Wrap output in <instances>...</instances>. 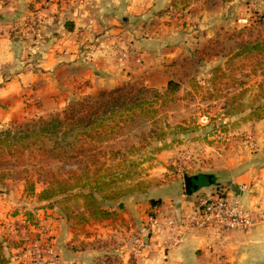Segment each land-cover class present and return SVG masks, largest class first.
Listing matches in <instances>:
<instances>
[{"label": "crops", "instance_id": "1", "mask_svg": "<svg viewBox=\"0 0 264 264\" xmlns=\"http://www.w3.org/2000/svg\"><path fill=\"white\" fill-rule=\"evenodd\" d=\"M263 40L264 0L0 1V123L48 117L138 79L166 90L170 81H187V62L198 50L214 58L201 71L246 73L247 66L228 60L242 44ZM242 128L258 134L257 152L240 148L216 157L214 184L188 195L184 180L174 178L151 190L149 200L161 201L150 236L158 247L142 264H165V253L171 264H211L210 249L219 244L229 264H264V224L225 234L192 229L182 244L163 249L173 237L166 219L191 213L202 195L221 189L247 208L264 206V120ZM143 197L136 193L122 201L124 217L144 218Z\"/></svg>", "mask_w": 264, "mask_h": 264}, {"label": "rangeland", "instance_id": "2", "mask_svg": "<svg viewBox=\"0 0 264 264\" xmlns=\"http://www.w3.org/2000/svg\"><path fill=\"white\" fill-rule=\"evenodd\" d=\"M245 46L249 49L240 57L236 52L228 63L247 66L246 73L201 71L214 58L211 52L206 58L202 51H193L187 62L189 81H175L180 86L175 93L166 95V90L149 88L139 79L116 88L120 91L113 97L121 100L133 93L147 105L122 120H108L109 127L93 131L75 149L67 148L66 159L35 150L17 161L9 159L0 170L6 174L0 181V239L6 241L9 264H142L152 253L136 255L144 249L138 239L146 244L153 235L146 226L148 217L156 218L149 200L152 189L174 178L184 180L185 186L187 175L212 174L214 159L228 151L257 152L258 134L242 127L264 120V40L242 44L241 51ZM141 88L147 91L139 93ZM113 97L75 101L64 109L67 121ZM29 120L0 124L6 128ZM168 149L174 150L160 159ZM47 184L71 191L48 198L42 194ZM90 192L96 201L85 198ZM136 193L144 194L148 206L143 219L124 217L122 201ZM97 208L110 216L97 214Z\"/></svg>", "mask_w": 264, "mask_h": 264}, {"label": "trees", "instance_id": "3", "mask_svg": "<svg viewBox=\"0 0 264 264\" xmlns=\"http://www.w3.org/2000/svg\"><path fill=\"white\" fill-rule=\"evenodd\" d=\"M257 47L258 46H255L254 48ZM247 49L249 48L245 46L235 57L242 56ZM219 72V70H216L217 74H219ZM179 88L180 86L177 82L170 81L166 89V95L177 92ZM119 91L120 89H112L108 92H101L99 98L105 99L109 96L113 97V95L119 93ZM143 91L147 90H143V88L138 90L139 93ZM134 95L133 93H128L124 95L121 100L116 97H113L112 100L109 101L105 100L104 105L100 104L95 110L85 112L83 117L74 118L70 122L67 121L66 109L62 113L51 115L49 118H33L18 126H7L6 128H2L0 124V170L9 163V159H15V161H17L29 150H35L50 158L58 159L65 157L66 159L69 155L68 152L65 151L67 148L73 150L78 143H82L81 139L89 136L93 131L107 126L109 127L108 120L118 117L122 120V117L125 115H132L131 113L135 114L139 110L142 111L147 103L142 100V98L140 99L139 96L135 97ZM85 99L90 101L94 100L90 97H86ZM198 176L203 179L202 185L215 183L212 174L200 173ZM5 178L6 174L1 172L0 181ZM47 185V188L43 190L42 194L48 195V198L64 195L71 191V189L64 190L63 188L53 189L50 188V184ZM85 198H92L93 201H96L93 192L85 195ZM151 204L155 207H160L161 201L151 200ZM96 213L102 214L104 217L110 216V213L102 211L99 208H97ZM6 248V241L0 239V264L10 263L6 255Z\"/></svg>", "mask_w": 264, "mask_h": 264}, {"label": "built area", "instance_id": "4", "mask_svg": "<svg viewBox=\"0 0 264 264\" xmlns=\"http://www.w3.org/2000/svg\"><path fill=\"white\" fill-rule=\"evenodd\" d=\"M116 48H118L116 46ZM93 49L89 48V53ZM219 189V188H218ZM264 224V206H254L247 208L243 206L240 200L231 199L225 195V191L219 189L212 195H202L193 211L182 218L169 216L166 219V225L173 235L171 240L163 246L165 252L171 248L182 244L186 235L192 229L200 230H215L221 234L235 231L248 232L253 230L256 226ZM146 226L150 230H154L157 226L155 217H148ZM140 247H144L143 251L136 250V255L143 252L154 251L158 247L156 241L150 240L144 243L139 240ZM211 251V264H229L226 257L223 255L221 244L217 247H212ZM165 264H171L169 261L168 253H165Z\"/></svg>", "mask_w": 264, "mask_h": 264}, {"label": "water", "instance_id": "5", "mask_svg": "<svg viewBox=\"0 0 264 264\" xmlns=\"http://www.w3.org/2000/svg\"><path fill=\"white\" fill-rule=\"evenodd\" d=\"M203 183V179L200 178V176H185V191L186 194L192 195L196 191H198L201 188V185ZM211 184V183H209Z\"/></svg>", "mask_w": 264, "mask_h": 264}]
</instances>
